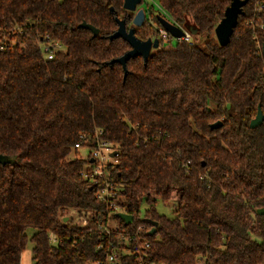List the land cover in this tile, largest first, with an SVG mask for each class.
Here are the masks:
<instances>
[{"label": "trees", "instance_id": "1", "mask_svg": "<svg viewBox=\"0 0 264 264\" xmlns=\"http://www.w3.org/2000/svg\"><path fill=\"white\" fill-rule=\"evenodd\" d=\"M122 1L0 0V34L9 29L17 42L0 52V154L14 158L0 164V264H20L28 240L34 264L104 261L96 215L106 207L73 149L95 130L115 150L110 172L132 222L114 218L145 226L154 264H264V121L249 128L258 106L264 114V6L247 0L220 46L213 30L229 0H153L195 30L193 42H159L145 62L128 60L125 74L107 64L130 49L107 38L115 17L133 26ZM158 13L135 27L138 39L155 38ZM45 36L61 45L50 60ZM157 200L172 204L171 217Z\"/></svg>", "mask_w": 264, "mask_h": 264}, {"label": "built area", "instance_id": "2", "mask_svg": "<svg viewBox=\"0 0 264 264\" xmlns=\"http://www.w3.org/2000/svg\"><path fill=\"white\" fill-rule=\"evenodd\" d=\"M151 1L154 3L153 0ZM256 2L259 4L260 8L264 6V0H257ZM157 7L162 12H160V14L163 15L161 17L164 20L169 21L183 31L182 37L177 40H184L192 44L193 38L188 30H185L173 21L159 5H157ZM249 23L252 24V21ZM10 27V33L12 35L20 31V26L18 25H10ZM154 27L156 32L155 38H158L163 47H171L172 40L174 39L171 34L164 30L161 25H154ZM8 30L9 29H7L5 33L2 32L0 34V52L17 45V42L10 38ZM40 46L44 50V55L47 60L52 59L54 52L61 49V45L58 41L49 40L47 36L40 41ZM101 133L100 130H95L90 135H80L78 141L73 146V149L77 151L78 158L84 160V168L80 171L82 177L84 180H88L93 189H95L94 197L96 200L106 207L104 213L96 215L99 233L108 238L104 250L105 259L104 261L99 260L89 264H122V256H132V264H154L150 256L145 252L149 243L146 241L145 237L141 236L143 231H147L145 226L138 225V227L132 231L123 227L120 221L114 218L115 216L118 217L117 213L127 212L118 205L120 188L115 184L110 172V165L115 162L114 158L116 153L109 141L101 139ZM86 148V154H83L82 150ZM113 152L115 153L114 157L110 155ZM118 219L120 218L118 217ZM49 240L52 242L56 241L52 235L49 236ZM97 248L102 249L104 245L100 244Z\"/></svg>", "mask_w": 264, "mask_h": 264}, {"label": "water", "instance_id": "3", "mask_svg": "<svg viewBox=\"0 0 264 264\" xmlns=\"http://www.w3.org/2000/svg\"><path fill=\"white\" fill-rule=\"evenodd\" d=\"M142 0H123L122 6L126 11L134 12L132 15L131 22L133 26L131 28H127L125 20L119 19L118 17L114 18L115 23H117L116 30L107 36L109 40L121 38L125 42L128 43L130 49L125 51L116 59L110 60L107 64H117L119 63L122 67L123 72L126 70V62L133 57L140 56L142 57L143 61L145 62L149 57V51L152 48H157L159 46L158 38H149L147 40L138 39L135 34L134 30L135 27H141L144 24L145 20V12L142 7H138ZM247 4V0H229V5L224 9L222 17L219 19L218 23L215 25L213 30V35L216 37V40L220 46H225L228 44L231 34L233 32L234 27L237 25L238 16L242 14V8ZM112 11V8L110 9ZM158 22L164 28V30L168 31L173 38L179 39L183 35V31H181L178 27L173 25L167 20H164L160 15H156ZM80 28L88 29L92 36H96L98 30L93 27L91 24H87L84 21L79 24ZM188 32L191 35L195 34V30L189 28ZM262 51L264 55V45L262 46ZM126 74V72H125ZM264 121V114L262 113L260 106L257 107L256 113L254 117L250 120L249 128H253L259 126ZM221 121L217 120V122L210 125V128L217 129L221 125ZM115 153H111L110 155L114 157ZM14 158L8 155H1L0 154V164L4 165L6 163H13ZM262 213V210L259 211ZM117 216L122 219L126 224L132 222V215L128 213H117ZM65 220V219H64ZM147 223H149L150 230L148 231L149 235H153L155 232V228L157 222L150 219H144Z\"/></svg>", "mask_w": 264, "mask_h": 264}, {"label": "rangeland", "instance_id": "4", "mask_svg": "<svg viewBox=\"0 0 264 264\" xmlns=\"http://www.w3.org/2000/svg\"><path fill=\"white\" fill-rule=\"evenodd\" d=\"M143 2L146 5L152 6L154 11H158L159 13L161 12L158 9L157 5H155L151 0H143ZM139 7H143V6L141 5ZM183 28L185 30H188V28H185L184 26H183ZM204 39H205L204 36H199V40L203 41ZM176 40L177 39H175V38L172 40L171 46H173L176 43ZM86 151H87V148L82 150V153L86 154ZM155 203H156L155 204L156 210L159 213H162V214L166 215L167 217H171L173 215V206H172V204L166 205V204L161 203L158 200ZM140 204L141 205H140V208H139L138 215H139V217L142 218L144 216V214H145L146 209L148 208V205L145 204L144 202H142ZM26 232H27V235L29 237L34 231H33V229H27ZM32 247H33V243L30 240H28L25 248L23 249V251H22V253L20 255V257H21L20 264H34L35 260H34L33 254H32Z\"/></svg>", "mask_w": 264, "mask_h": 264}, {"label": "flooded vegetation", "instance_id": "5", "mask_svg": "<svg viewBox=\"0 0 264 264\" xmlns=\"http://www.w3.org/2000/svg\"><path fill=\"white\" fill-rule=\"evenodd\" d=\"M143 6L142 8L144 9V12H145V17L150 13V11H151V8L153 9V7L152 6H149V5H146V4H144V2H143V0H142V2H141V4L140 5H138V7L137 8H139V6ZM133 14H134V12H132ZM132 14V15H133ZM156 15V14H155Z\"/></svg>", "mask_w": 264, "mask_h": 264}]
</instances>
